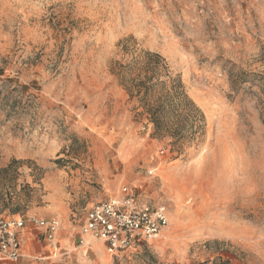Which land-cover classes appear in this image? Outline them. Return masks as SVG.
<instances>
[{
    "label": "rangeland",
    "instance_id": "374dc122",
    "mask_svg": "<svg viewBox=\"0 0 264 264\" xmlns=\"http://www.w3.org/2000/svg\"><path fill=\"white\" fill-rule=\"evenodd\" d=\"M148 54L193 104L164 121L182 131L130 96L138 71L114 73ZM14 161L0 218L27 225L0 264H264V0H0V170ZM123 188L169 223L117 261L81 228ZM33 217L60 223L54 243Z\"/></svg>",
    "mask_w": 264,
    "mask_h": 264
},
{
    "label": "built area",
    "instance_id": "2783aa9c",
    "mask_svg": "<svg viewBox=\"0 0 264 264\" xmlns=\"http://www.w3.org/2000/svg\"><path fill=\"white\" fill-rule=\"evenodd\" d=\"M29 224L44 230L45 239L54 243L60 230L57 220L38 218L28 220ZM169 220L166 209L153 206L131 195L127 188L122 196L95 206L81 228V244L88 239L104 243L109 254L120 260L121 254L136 242L159 237ZM27 220L0 218V258L18 262L22 257L19 234L25 229Z\"/></svg>",
    "mask_w": 264,
    "mask_h": 264
},
{
    "label": "trees",
    "instance_id": "16d2710c",
    "mask_svg": "<svg viewBox=\"0 0 264 264\" xmlns=\"http://www.w3.org/2000/svg\"><path fill=\"white\" fill-rule=\"evenodd\" d=\"M146 58V61H138L135 65L123 66L119 64L114 69V73L124 77L126 72L138 71V75L140 77L143 76V78H122L130 96L137 98L145 106L151 122L155 125L158 132L176 133L182 131V129L173 131L165 127L164 121L169 115H173V110L176 107H184L186 103L187 106H193V104L187 100L185 94L179 93L174 85L168 88L167 83L161 81L162 70L166 68L162 65L164 60L161 56L148 54ZM151 101H153V104ZM1 104L6 109L8 116L15 115L22 107V101L15 98L12 94L3 96ZM15 163L16 161L7 168L0 170V176L6 174Z\"/></svg>",
    "mask_w": 264,
    "mask_h": 264
},
{
    "label": "bare ground",
    "instance_id": "6f19581e",
    "mask_svg": "<svg viewBox=\"0 0 264 264\" xmlns=\"http://www.w3.org/2000/svg\"><path fill=\"white\" fill-rule=\"evenodd\" d=\"M88 242H89V239H88ZM98 243V242H97ZM99 244V243H98Z\"/></svg>",
    "mask_w": 264,
    "mask_h": 264
}]
</instances>
